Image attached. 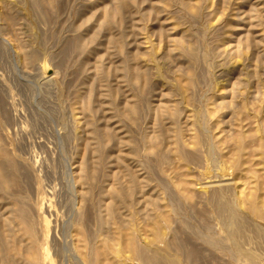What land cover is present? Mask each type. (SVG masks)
I'll return each instance as SVG.
<instances>
[{
	"label": "rangeland",
	"instance_id": "rangeland-1",
	"mask_svg": "<svg viewBox=\"0 0 264 264\" xmlns=\"http://www.w3.org/2000/svg\"><path fill=\"white\" fill-rule=\"evenodd\" d=\"M0 264H264V0H0Z\"/></svg>",
	"mask_w": 264,
	"mask_h": 264
},
{
	"label": "bare ground",
	"instance_id": "bare-ground-1",
	"mask_svg": "<svg viewBox=\"0 0 264 264\" xmlns=\"http://www.w3.org/2000/svg\"><path fill=\"white\" fill-rule=\"evenodd\" d=\"M124 5L120 3L119 8L120 11L123 9ZM226 176H215L210 179L208 184H222L227 182L225 179ZM252 210H255V207H252ZM59 228L52 227L51 225H47L45 227V233H43L40 237L42 240V250L51 251L50 254H46L41 256L39 259L50 260L54 256H62L64 254L72 252L69 246L68 236L60 235Z\"/></svg>",
	"mask_w": 264,
	"mask_h": 264
}]
</instances>
